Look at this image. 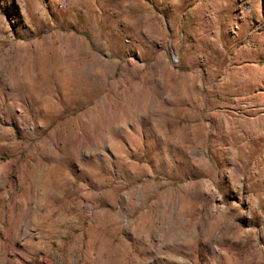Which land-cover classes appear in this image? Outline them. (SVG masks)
Returning a JSON list of instances; mask_svg holds the SVG:
<instances>
[{
    "label": "rangeland",
    "instance_id": "rangeland-1",
    "mask_svg": "<svg viewBox=\"0 0 264 264\" xmlns=\"http://www.w3.org/2000/svg\"><path fill=\"white\" fill-rule=\"evenodd\" d=\"M0 264H264V0H0Z\"/></svg>",
    "mask_w": 264,
    "mask_h": 264
}]
</instances>
